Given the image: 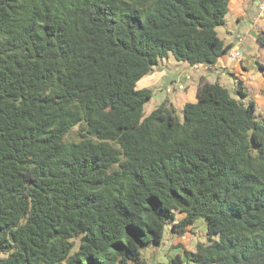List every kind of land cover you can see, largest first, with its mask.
Instances as JSON below:
<instances>
[{"label":"trees","instance_id":"1","mask_svg":"<svg viewBox=\"0 0 264 264\" xmlns=\"http://www.w3.org/2000/svg\"><path fill=\"white\" fill-rule=\"evenodd\" d=\"M231 1L0 0V264H147L199 220L186 264H264V120L242 81L236 99L201 77L183 117H145L138 87L170 54L227 57Z\"/></svg>","mask_w":264,"mask_h":264},{"label":"rangeland","instance_id":"2","mask_svg":"<svg viewBox=\"0 0 264 264\" xmlns=\"http://www.w3.org/2000/svg\"><path fill=\"white\" fill-rule=\"evenodd\" d=\"M255 9L257 12V8H253L252 6V11ZM248 29L249 28L246 25V21H243L241 24H237L236 19H232L230 15V17H227L226 25L218 29V34L227 45L230 42L234 43L235 38L239 35L246 38ZM241 50H243L248 55V57H250V61L255 59L259 61L264 60V46L260 45L253 39L251 40L249 38L247 42L243 44ZM246 63L249 62L247 61ZM183 67L184 63L176 61L171 54L167 59L161 62L158 67H156V69L160 70L163 75L157 76L156 79H153L154 82H152L151 78L150 82L153 84L147 85L146 87L152 91L153 98L145 106V117H148L155 109L162 105H167L169 107L173 106L176 111V115L183 117V105L180 98H184V93L186 90L176 87L172 90V92L167 91L173 86L174 82L179 81L178 83H183L187 76V69ZM252 68L256 69L255 61ZM210 79L212 83H219L220 85L224 86L230 92L233 98L242 99L238 94L240 78L238 75H236V73L232 72L231 70L227 73H223L221 70H218L215 76L211 75ZM142 83L143 82L139 83L138 85L140 89L142 88ZM243 91L247 94L243 101L248 103L252 99L251 87L249 86L248 88L245 86ZM258 103V118L259 120H264V95L261 98H258ZM180 218L181 215H178V220ZM171 228V225L166 227L164 240L161 245L156 246L149 244L142 247L141 253L147 264H173L171 260L172 258H175L178 253L182 254L185 263H187L184 250L195 252L198 244H206L209 242L204 220H199L196 223V227H194L193 230H189L188 235H184L185 238H183L184 236L179 237L178 235L174 234Z\"/></svg>","mask_w":264,"mask_h":264},{"label":"crops","instance_id":"3","mask_svg":"<svg viewBox=\"0 0 264 264\" xmlns=\"http://www.w3.org/2000/svg\"><path fill=\"white\" fill-rule=\"evenodd\" d=\"M264 4V0H232L229 6V14L228 16L232 17V19H236L237 24H241L243 21H246V25L248 26V34L246 35L247 40L250 38L251 40L257 41V38L261 35L264 37V13L261 11L260 6ZM253 8H257L252 11ZM227 16V17H228ZM241 37L242 40L238 41L237 38ZM235 38V42H230L229 44H233L234 47H237L240 49V51L243 54V60L242 61H236L229 58V55L225 57L224 59L220 60L215 67L208 68L204 65H198L194 67H189L187 64H184L185 69H187L186 78L184 79L182 85L183 89L186 90L184 93V98H180L182 101V105L186 103H194L197 100V86L199 79L201 77H205L208 81L211 79V75L215 76L216 72L218 70H221L223 73H227L230 70L242 81V89L244 90L245 86L249 88L251 87L252 92V99L256 101L258 107V98H261L264 95V73L259 69L257 63L263 61L259 60H253L250 61V57L241 50V47L245 42H247L246 38L239 35ZM249 63H246V62ZM255 61V68L253 69L252 66ZM192 73V74H190ZM163 75V73L160 70H155L150 75L146 76L142 79V88H146L147 85L153 84V79H156L157 76ZM152 78V79H151ZM150 79L152 82H150ZM140 82V83H141ZM211 82V81H210ZM184 100V101H183ZM196 227V226H195ZM192 230V229H191ZM188 235V233L186 234ZM185 235V236H186ZM185 236L183 238H185ZM173 246V245H172ZM181 250V249H179ZM178 255H182L178 253ZM175 257V258H176ZM174 258H172V263ZM159 264V263H158ZM183 264L185 263V260H183Z\"/></svg>","mask_w":264,"mask_h":264},{"label":"built area","instance_id":"4","mask_svg":"<svg viewBox=\"0 0 264 264\" xmlns=\"http://www.w3.org/2000/svg\"><path fill=\"white\" fill-rule=\"evenodd\" d=\"M260 9L264 13V4H262L260 6ZM237 40L238 41H241L242 38L241 37H238ZM228 55H229V58L232 59V60L242 61V59H243V54L240 51V49L237 48V47H233V49L230 50V52H229ZM178 82H174L173 86L171 88H169L167 91L168 92H172V90L175 89L176 87L182 88L183 87L182 83H178Z\"/></svg>","mask_w":264,"mask_h":264}]
</instances>
